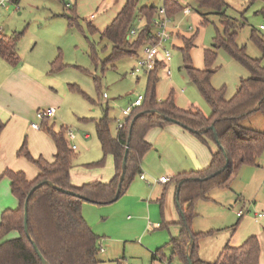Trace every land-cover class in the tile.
Wrapping results in <instances>:
<instances>
[{"label": "rangeland", "instance_id": "374dc122", "mask_svg": "<svg viewBox=\"0 0 264 264\" xmlns=\"http://www.w3.org/2000/svg\"><path fill=\"white\" fill-rule=\"evenodd\" d=\"M177 1L181 8H188L190 14L183 16L180 12L173 18L171 37L165 44L171 55L168 64L170 76L165 77L164 70L158 72L156 100H165L172 94L180 109L195 107L208 116L211 113L210 107L191 82L187 67L198 71L208 68L205 53L214 51L213 44L217 32H223L221 17L206 15L205 21L202 15L208 11H197L194 0ZM224 2L226 7L223 17L230 22L231 31L236 33L237 45L244 48L249 58L261 60L264 67L262 54L251 40L252 31L264 39V29L259 30V26H264L262 1ZM125 3L126 0H76V22L73 25H69L67 20L72 18V10L65 11L59 0H22L18 4L11 3L0 8L1 35L11 37L14 33L22 34L18 51L22 49V52H27L37 45V50L51 49L59 58L62 67L53 72L51 77L52 87L57 93V115L48 125L56 132L63 128L76 134L77 138L73 144L77 150L74 151L73 163L77 165L86 157L101 156L94 122L106 114L110 120V133L115 136L117 123L125 120L122 110L134 102L138 95H146L148 75H130L141 50L135 55L123 56L113 63L106 62L112 54V45L100 39V33L110 25ZM150 5L159 8L163 1L138 0L132 29L140 30L144 27V20L139 22L141 17L138 12L142 7ZM92 15L94 18H91ZM89 26L96 30L95 33L90 32ZM188 40L191 41L190 45L186 42ZM185 54L189 57L187 63L184 60ZM209 69L213 72L210 78L212 88H223L226 100L232 99L240 82L250 77L248 70L222 49L216 51V58ZM89 100L95 104L92 105ZM240 125L244 129L264 134V114L255 112ZM157 131L159 132L158 129H152L148 132L151 142L155 141V144H152V151H148L140 163L141 173L151 183L147 189H152V202H155V198L159 197L158 193L160 195L163 189L155 182L162 175L167 176L169 162L168 166L177 162L176 156L169 150V133L159 135L155 133ZM84 133H89L91 138L83 140ZM69 144L72 146L70 142ZM26 147L30 152L28 141ZM204 152L210 153L207 147H204ZM160 155H163L161 159ZM26 164L35 171L34 165L30 162ZM147 166L149 171L146 170ZM139 175L135 177L129 189L139 181ZM4 180L6 177L0 182ZM125 195L113 203L96 205L102 220V224L95 230L100 234L97 236L98 259L104 264H152L150 256L143 251L147 249L145 245H149L148 239L145 240V245L136 243L138 228L126 230V220L134 219L136 215L143 214L144 210L141 206H123ZM126 200L131 203L129 199ZM16 207V200L9 188L6 191L0 189V216L2 211ZM171 207L178 219L173 199ZM239 211L244 214L242 218L237 217ZM194 212L196 217L192 221L191 230L195 235L200 234L197 243L198 254L205 261L212 263L227 245L236 248L249 237L255 236L259 239V231L264 234V219L256 220V213L264 212V151L255 165L241 167L229 190L215 188L207 194V200H196ZM148 221L154 226L152 217L147 223ZM168 230L172 232L171 228L164 226L161 229L154 227L146 230L148 238L163 242L158 253L163 264H167L166 260L170 255ZM171 264L180 263L173 260Z\"/></svg>", "mask_w": 264, "mask_h": 264}, {"label": "trees", "instance_id": "16d2710c", "mask_svg": "<svg viewBox=\"0 0 264 264\" xmlns=\"http://www.w3.org/2000/svg\"><path fill=\"white\" fill-rule=\"evenodd\" d=\"M261 1L264 12V0ZM137 2L138 0H126L115 19L100 33V39L112 45V54L106 62L113 63L123 56L135 55L151 42L150 24L157 11L154 5L139 10L140 22L141 19L144 20V27L136 30V35L128 39L137 12ZM194 3L197 11H208L202 15L205 21L206 15L221 17L220 24L223 28V32H217L214 39V51L205 53L208 68L198 71L187 67L191 82L210 107V115H204L195 107L180 109L172 94L165 100H156L157 74L164 69L163 64H158L154 71L148 74L142 105L124 120L123 127L116 131L115 136L110 133V120L106 114L94 122L103 157L86 167L102 168L106 157L111 156L114 176L106 184L90 182L81 186H73L71 183L70 171L75 154L67 145V130L61 128L56 132L48 125V120L43 121L41 129L49 135L55 146L53 161L47 162L41 157L32 158L24 141L17 155L34 165L38 171L37 176L28 180L23 172L6 171L3 174L10 182V191L18 206L16 209L3 211L0 216V264H42L37 252L48 264H100L98 237L83 220L82 204L88 202L101 206L113 203L122 174L124 153L128 148L118 199L125 195L135 177L140 174V163L150 149L146 141L148 132L173 124L165 119L173 120L176 125L197 136L208 147L210 144L215 147L210 164L205 169L179 174L170 181L177 186L175 201L180 214L181 232L178 238L170 241L173 253L169 261L177 259L181 264H259L260 244L257 237L247 238L240 247L225 246L214 262L206 263L198 256L197 243L200 234L195 235L191 230L192 221L196 217L195 201L207 200V194L215 188L229 190L241 167L255 165L264 151V134L244 129L240 125L255 112L264 114V67L261 60L249 58L244 48L237 45L236 33L231 31L230 22L223 17L226 7L224 0H194ZM163 5L171 18L184 9L177 0H165ZM71 14L72 18H67L69 25L76 22L74 9ZM89 28L91 33H95L96 30L90 26ZM21 37V33H14L11 37H4L0 33V58L13 67L20 62L16 48ZM251 40L264 59V39L252 31ZM186 42L191 44L189 40ZM219 49L224 50L250 73L249 78L240 82L238 90L230 100L225 99L223 88L215 90L210 84L213 72L209 67ZM184 60L185 63L188 62L187 54ZM59 62L57 58L51 64V71L60 70L62 66ZM89 101L92 105L95 104L94 101ZM211 128L217 135L218 145ZM227 161L228 165L225 167ZM219 171L220 173L215 175ZM46 181L61 191L43 184L30 196L27 228L35 249L24 230V204L32 188ZM160 203L162 205V199Z\"/></svg>", "mask_w": 264, "mask_h": 264}, {"label": "crops", "instance_id": "0c3cea01", "mask_svg": "<svg viewBox=\"0 0 264 264\" xmlns=\"http://www.w3.org/2000/svg\"><path fill=\"white\" fill-rule=\"evenodd\" d=\"M37 48V45H34L27 52H22V49L18 51L17 45L16 51L20 58V62L15 67L11 66L0 58V180L3 178V174L6 171L23 172L28 180H33L37 176V169H35V171L31 170L26 164L28 163L27 160L17 155L24 141H28L30 149V152H28L34 159L41 157L47 162H52L55 155V146L49 135L42 129L35 130L30 126L31 123L37 122L36 113L38 111L45 110L47 108L57 109L56 106L58 105L56 100L57 93L54 91L51 84V77L53 75V71H51V64L57 59L56 54L51 49L37 50ZM164 75L168 78L166 72ZM190 108L187 107L186 109ZM56 115L57 112L55 113V116ZM55 116L53 119L48 120V122L55 120ZM154 129L159 130V132H155L159 135L165 132L169 133V150H171L176 156L177 162L174 165L170 164L168 166L170 162L167 164V176L163 177L162 175L160 178H166L168 182L166 184L159 185L163 189L160 195L158 193L159 197L155 198V202L151 201L152 189H147V187L150 186V182L145 177L146 180L143 181L139 178V181L135 185H133L130 189L128 188L129 191L127 190L128 193L126 192L127 194L123 198L125 199V204H123V206H141V208H143V214L140 213L136 215L134 219L128 218L126 220V230L132 231L138 228L135 242H141L145 245V240L148 239L147 244L149 245H145L147 249H143V251L150 256V261L152 264H163L162 259L158 254L161 250L160 248L163 242L160 243L158 241L151 240L152 238H148L146 236V230L148 231V229L154 227L160 228V226H164L165 228L169 227L172 230V232L168 230L170 241L179 237L181 232V227L179 225L180 214L175 201L177 186L170 181L179 174L196 172L205 169L210 164L211 155L215 151V147L211 144L208 147L207 145L203 144L201 140L197 138V136L176 124ZM67 132L65 134L67 145L70 146V142L72 146L76 147V145L73 144L77 138L76 134L72 132L75 137L73 140H69ZM148 135L149 133L146 135V141L150 145L149 151H152L154 146L152 144H155V141H152L154 142L152 143L151 138ZM82 138L83 140L87 141L91 138V136L89 133H84ZM204 147H207L210 153L206 154L204 152ZM75 150H77V147ZM100 152L101 156L103 157L101 148ZM101 156H93L92 158L86 157L85 160L79 163V165L73 163V167L70 171V178L73 186H81L90 182H100L104 184L110 182L114 176V163L111 156L106 157L105 164L102 168L90 169L86 167L87 165L100 161L102 159ZM162 156L163 155H160L159 158L161 159ZM146 170L149 171L148 166L146 167ZM140 175H143L141 173V169ZM0 186V189L3 191H6L8 188L10 190L9 180L6 178V180L1 181ZM126 199H129L131 203H129ZM161 199L162 205L160 203ZM172 199L178 211V219L173 213L171 207ZM16 203L18 206L17 200ZM239 213L241 212L239 211L237 215ZM241 214V217H237L242 218L244 214ZM258 214H264V212L256 213V220H263L264 218L257 219ZM81 215L93 234L100 236L98 233L99 231H95L97 228H99V225L102 224L100 210L97 208V206L88 202L83 203ZM151 217L153 218L154 226L150 225L149 221L147 223V220ZM261 235L264 234L260 233L259 231V264H264V237ZM13 237H15V235ZM170 241L168 243L170 255L168 254L169 256L166 260L167 264L172 263L169 261L173 253V248L170 245ZM100 250L103 249L100 248ZM164 256L165 255H163V257ZM200 260L210 263L201 258ZM99 261L100 264H104V262L100 259Z\"/></svg>", "mask_w": 264, "mask_h": 264}, {"label": "built area", "instance_id": "2783aa9c", "mask_svg": "<svg viewBox=\"0 0 264 264\" xmlns=\"http://www.w3.org/2000/svg\"><path fill=\"white\" fill-rule=\"evenodd\" d=\"M22 0H0V8L4 7L7 4L15 3L18 4ZM62 3L63 9L65 11H70L74 8V3L76 0H59ZM163 3L165 0H162ZM183 16H188L190 14V10L188 8H184L182 10ZM91 18H94L92 15ZM173 18L169 17L167 15L166 9L164 5L157 8V11L152 18L151 24H150V34L149 39L150 43L146 44L141 49V54L137 56L136 63L134 67L130 71L131 76H139L140 74H150L158 64H163L164 70L167 74V76H170V70L168 69V64L171 60V55L169 50L166 48L165 44L171 37V25L173 23ZM264 26H259V30H263ZM136 35V29H131L130 34L128 36V39L132 36ZM105 95H103V99H105ZM143 98L141 95H138L137 98L132 102L127 108L122 110V116L126 119L131 116L134 109L140 107L143 102ZM56 113L55 108H47L45 110L38 111L36 113V120L37 122L31 123V128L35 130L41 129V123L45 120H51L54 118ZM124 122V121H123ZM123 122L117 123V129H121L123 127ZM67 136L69 140L74 139V134L69 131L67 133ZM73 152L75 151L76 147L72 146L70 148ZM139 178L141 180H146L144 175H140ZM168 180L166 178H160L157 180L158 184H166ZM151 186V183H149ZM238 217H241L242 214L239 213L237 215ZM264 218V214H258L257 219Z\"/></svg>", "mask_w": 264, "mask_h": 264}, {"label": "water", "instance_id": "95a60500", "mask_svg": "<svg viewBox=\"0 0 264 264\" xmlns=\"http://www.w3.org/2000/svg\"><path fill=\"white\" fill-rule=\"evenodd\" d=\"M136 120V117L134 118L133 122ZM166 121H169V122H172L173 124H177L176 122H174L173 120H170V119H165ZM212 131H213V134H214V137H215V143L218 145L219 144V141H218V138H217V135L214 131L213 128H211ZM130 140V137L129 139ZM127 154H128V148H126L125 150V153H124V157H123V161H122V174H121V177H120V180H119V185H118V189H117V192H116V195H115V198L113 199V202H115L117 199H118V196H119V193H120V187H121V182L123 180V175H124V171H125V166H126V159H127ZM228 165V161L225 165V167ZM219 172H217L215 175L219 174ZM43 184L55 189V190H58V191H61V189H59L57 186L53 185L51 182L49 181H46L42 184H38L37 186H35L34 188H32V190L29 192L27 198H26V201H25V204H24V230H25V233H26V237L30 240V242L33 244V241L31 240V237L28 233V228H27V221H28V201L30 199V196L37 190L39 189ZM67 193H71V192H67ZM33 247L36 249L35 245L33 244ZM37 255L39 257V259L41 260L42 264H48L46 262V260L41 256V254L39 252H37Z\"/></svg>", "mask_w": 264, "mask_h": 264}]
</instances>
